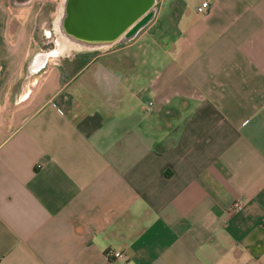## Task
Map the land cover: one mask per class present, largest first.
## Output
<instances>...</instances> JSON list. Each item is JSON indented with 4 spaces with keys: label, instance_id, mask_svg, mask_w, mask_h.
I'll list each match as a JSON object with an SVG mask.
<instances>
[{
    "label": "crops",
    "instance_id": "0c3cea01",
    "mask_svg": "<svg viewBox=\"0 0 264 264\" xmlns=\"http://www.w3.org/2000/svg\"><path fill=\"white\" fill-rule=\"evenodd\" d=\"M204 1L31 71L43 0H0V264H264V0Z\"/></svg>",
    "mask_w": 264,
    "mask_h": 264
},
{
    "label": "water",
    "instance_id": "95a60500",
    "mask_svg": "<svg viewBox=\"0 0 264 264\" xmlns=\"http://www.w3.org/2000/svg\"><path fill=\"white\" fill-rule=\"evenodd\" d=\"M155 2L156 0H62L55 21L58 46L65 53L109 49L110 33L117 29L118 35L125 36L132 24L139 22L138 27L143 26L153 18L152 8ZM102 26L101 32L100 29H93ZM102 33L100 38L99 34ZM102 38L105 41L97 44L96 41ZM127 39L126 36L123 41ZM36 58L32 60L31 71L41 70L45 62L43 60L36 63Z\"/></svg>",
    "mask_w": 264,
    "mask_h": 264
},
{
    "label": "rangeland",
    "instance_id": "374dc122",
    "mask_svg": "<svg viewBox=\"0 0 264 264\" xmlns=\"http://www.w3.org/2000/svg\"><path fill=\"white\" fill-rule=\"evenodd\" d=\"M61 2L62 0H43V2H41L44 7V22L43 27L36 37L37 44L39 45V50L53 52L57 49L55 39L53 37H45L44 31L51 28V23L56 17V13ZM146 41L147 38L143 39V42L141 43H146ZM145 49L142 51V53H144L139 57V63L142 71H144L146 65L150 67L152 66V68L156 69L167 61L164 53L161 50H158L154 47H150L147 49L146 46Z\"/></svg>",
    "mask_w": 264,
    "mask_h": 264
},
{
    "label": "flooded vegetation",
    "instance_id": "af4514ba",
    "mask_svg": "<svg viewBox=\"0 0 264 264\" xmlns=\"http://www.w3.org/2000/svg\"><path fill=\"white\" fill-rule=\"evenodd\" d=\"M27 1H29V0H27ZM157 5H158V1L156 0L154 6L152 8V14H154V16H155V11L157 9ZM59 9H60V6H59L58 11L56 13V17L54 18V20L51 23V28L49 30H45L44 31L45 37H48V38L53 37L55 39V42L57 44V49L54 50L53 52L40 51L37 54V56H36L37 57L36 58V63H40L43 60H45V58H47V57L44 56L45 54H50L49 56L55 55L54 53H56L57 50H58V43H57L56 34H55V21H56V19L58 17ZM150 21L151 20H149L147 23H145L141 27H138L139 26V22L135 23V24H132L130 26V28L127 30V33L125 34V36L124 35H118L117 34V29L112 31L110 33L111 47L109 49H106V50L96 49L94 51H87V52H83V53L84 54H93L95 56L101 57L104 53L107 52V50H110V51L116 50V49H118L120 47H123L124 45L130 44L132 41H134L138 37L140 31L142 29H144L150 23ZM101 28H103V26L102 27H94L93 29H95L96 31L98 29H100V32H101ZM99 35H100V38H101L103 33L99 34ZM126 36L128 37V39L124 42L123 40H124V38ZM104 41H105L104 38H102V39L97 40L96 42H98L97 44H102ZM72 53H75V52H72Z\"/></svg>",
    "mask_w": 264,
    "mask_h": 264
},
{
    "label": "built area",
    "instance_id": "2783aa9c",
    "mask_svg": "<svg viewBox=\"0 0 264 264\" xmlns=\"http://www.w3.org/2000/svg\"><path fill=\"white\" fill-rule=\"evenodd\" d=\"M209 6H210L209 0H205V1L202 3V5L198 8V11H199V12H204L207 8H209ZM233 208H234V210H236V211H241V210H243V208H244V203H243V201H241V200L236 201V203L234 204V207H233ZM108 256H109V258H110L111 256H113V257H115V258H120V257H122L123 255H122V253H120V252H114V253H109Z\"/></svg>",
    "mask_w": 264,
    "mask_h": 264
},
{
    "label": "bare ground",
    "instance_id": "6f19581e",
    "mask_svg": "<svg viewBox=\"0 0 264 264\" xmlns=\"http://www.w3.org/2000/svg\"><path fill=\"white\" fill-rule=\"evenodd\" d=\"M72 52H67V53H65V52H62V50L59 48V46H58V50H57V52L56 53H54L55 55H61V56H63V55H67V54H71Z\"/></svg>",
    "mask_w": 264,
    "mask_h": 264
},
{
    "label": "trees",
    "instance_id": "16d2710c",
    "mask_svg": "<svg viewBox=\"0 0 264 264\" xmlns=\"http://www.w3.org/2000/svg\"><path fill=\"white\" fill-rule=\"evenodd\" d=\"M156 11H157V9H156ZM156 11H155V14H156ZM153 18H154V16H153ZM153 18H152V19H153ZM152 19H151V21H152ZM151 21H150V22H151Z\"/></svg>",
    "mask_w": 264,
    "mask_h": 264
}]
</instances>
